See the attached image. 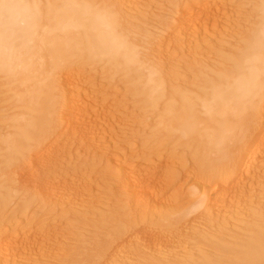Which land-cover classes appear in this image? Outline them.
<instances>
[{
	"label": "bare ground",
	"instance_id": "1",
	"mask_svg": "<svg viewBox=\"0 0 264 264\" xmlns=\"http://www.w3.org/2000/svg\"><path fill=\"white\" fill-rule=\"evenodd\" d=\"M131 1L32 0L30 45L10 55L5 42L0 80L9 95L0 110L11 114L0 127V264L28 257L42 264H264V0H168L156 22L143 10L133 14ZM14 2L0 0V15ZM86 14L103 15L115 42L101 38ZM220 23L223 34L215 30ZM254 53L260 72L237 90ZM79 75V83L112 80V88L122 76L130 90L114 88L122 98L112 100L111 111L128 135L106 139L110 112L98 109L99 96L85 99ZM141 109L155 117L141 111V119ZM165 141L175 142L166 145L175 153L156 157ZM183 177L191 185L181 184ZM104 179L120 201H106L110 213L95 209L105 214L96 220L92 198V216L79 215L81 195L87 201L104 193ZM16 197L18 207L32 206L34 220L12 215ZM236 197L253 208L244 210ZM49 205L51 213L62 206L67 226L92 230L85 238L74 227L79 234L67 240L46 229L44 218L32 232Z\"/></svg>",
	"mask_w": 264,
	"mask_h": 264
},
{
	"label": "rangeland",
	"instance_id": "2",
	"mask_svg": "<svg viewBox=\"0 0 264 264\" xmlns=\"http://www.w3.org/2000/svg\"><path fill=\"white\" fill-rule=\"evenodd\" d=\"M128 3H129V7H130V4H131V7H132V8H131V7H130V8L133 10V11H132L133 14H134V12H135V13H141V11L143 10L142 12H144V13L146 12L145 14H146V16H147L148 18L151 17L150 19H151L153 22H156V21H157V20H156L157 16L159 17L160 14H162L161 12H163V11H162L163 7H164V8L167 7V5H168V0H140V1H139V0H132L131 2H128ZM132 3H133V4H132ZM139 5H140V6H139ZM130 8H129V9H130ZM142 8H143V9H142ZM140 9H141V10H140ZM126 10H128V7H126ZM163 10H164V9H163ZM139 11H140V12H139ZM160 11H161V12H160ZM159 12H160V14H159ZM144 13H143V14H144ZM145 14H144V15H145ZM135 15H136V16H139L140 14H138V15L135 14ZM155 15H156V16H155ZM223 26H224V24H222V23H220L219 26L217 25V29H215L216 32H217V34H223V33L225 32V26H224V27H223ZM221 28H222V29H221ZM222 31H223V32H222ZM196 37H199V34H197ZM211 44H212V43H211ZM209 46L213 47V45H209ZM209 48H210V47H209ZM202 54H203V56L206 55V54H204V53H202ZM202 54H201L200 57H202ZM197 56H198V55H197ZM184 57H185V56H184ZM181 58H182V57H181ZM179 59H180V57H179ZM186 59H187V58H186ZM186 59H182V60L186 61ZM182 62H183V61H182ZM191 62H192V60L189 61V63H191ZM76 75H77V73H76ZM74 76H75V75H74ZM79 76H80V75H79ZM82 76H83V75H81L78 79L83 78ZM119 76H121V75H117V76L114 78V83L112 84V85H113V88H112L111 85L108 84V82H109V81H112V80H109L108 82H104V83L101 82V81H96V82H94L95 84L92 83V85H91V84H88V83L86 84V83H83V82L79 83V81H82L81 79H80V80H78V79L76 80V83H77V81H78V83H79L80 85H82L81 87H83V88H84L85 85H87V86H85V89H83V90H84L83 93H84L85 99H91V98H93V97H94V98H98V96L101 98V96H100V94H102L101 92H103V91L105 92V95H106V97H107L106 102H105L104 99H101V100H103V101H101L100 98H99L96 102L100 101V102L102 103L101 105L104 106V107H102L101 105H99L100 107L98 106V109L103 108V110H107V111H105V112H107V113L110 112V113H109V114H110V116H109V119H110L109 121H110V122H108V125H110V126H109V129L107 130V134H106V133H105V134L110 136V137H109V136H106V139H107L108 141H112L113 143H114L117 139H121V136L124 137L125 135H128V132H127V133H124V132H126L125 129H124V130H122V129L119 130L120 127H121V128H123V127H122V126H119L120 124H117L115 121L118 122L120 119H119L118 117H117V119H116V117H115L114 115H112V111H113L112 106H111V105L113 104V101H112V100H113V99L115 100L117 96H118L117 98H120V99H121V98H122L121 95H118V94L121 93L122 95H125V94L127 93V92H125V90L127 91V89H129V87H130V86H128V84L125 82V80H123L122 78H120L122 81L119 82V79H117ZM71 77H73V76H71ZM121 77H122V76H121ZM0 78H1V76H0ZM74 78H76V77H74ZM183 78H184L185 80H189V76H188L187 74H184V75H183ZM83 79H84V78H83ZM116 79H117V81L115 82ZM1 81H2V83H0V104H1V101H2V103H5V102H6L5 100H7L8 95H9V94L7 93V88L5 87V85H4V83H3V80H0V82H1ZM100 82L103 83L102 87H100V84H101ZM82 83H83L84 85H83ZM96 83H97V87H96ZM110 83H112V82H110ZM116 83H117V84H116ZM79 84H78V85H79ZM98 84H99V85H98ZM78 85H77V86H78ZM80 85H79V86H80ZM93 85H95V87H94ZM1 86H2V87H1ZM90 86H91V87H90ZM98 86H99V87H98ZM105 86H106V87H105ZM110 86H111V87H110ZM127 86H128V88H127ZM89 87H90V88H89ZM115 87H116V88H115ZM1 88H2V89L5 88L6 90H5V89L2 90ZM93 88H95V89L93 90ZM97 88H98V90H96ZM106 88H107V90H106ZM114 88H115V90H118V89L121 90V91L123 90V91H122L123 93L120 92L119 90H118V91H119L120 93H119L118 91L116 92V91L114 90ZM109 89H110V90H109ZM1 90H2V91H1ZM86 90H87V91H86ZM100 90H101V91H100ZM129 90H130V89H129ZM85 91H86V94H85ZM92 91H93V92H92ZM96 91H98V93H97ZM5 92H6V93H5ZM94 92H96V93L94 94ZM99 92H100V93H99ZM104 92H103V93H104ZM110 92H111V93H110ZM4 93H5V94H4ZM109 93H110V94H113V93L115 94V95H113V96H112V95H111V96L109 95L111 98L113 97L112 99L110 98L112 102H111L110 99L108 98V95H107V94H109ZM116 93H118V94H116ZM2 94H3V95H2ZM96 94H97V95H96ZM95 95H96V96H95ZM103 95H104V94H103ZM103 95H102V98L104 97ZM126 95H127V94H126ZM5 96H6V97H5ZM90 96H91V98H90ZM119 96H120V97H119ZM3 97H5V98H3ZM124 98H128V97H124ZM105 99H106V98H105ZM120 99H118V100H120ZM95 100H96V99H95ZM116 100H117V99H116ZM7 102H8V101H7ZM104 102H105L106 104H104ZM8 104H9V103H8ZM8 104H4V105L7 106ZM141 105H142V104H141ZM141 105H140V107H141ZM118 106H119L118 108H119V111H120V110H121L120 107H122V104H121V105H118ZM3 107H4L3 104H1V105H0V109L3 108ZM140 107H138V109H139ZM142 107H144V106H142ZM142 107H141V108H142ZM9 108H11V106H9ZM104 108H105V109H104ZM101 110H102V109H101ZM111 110H112V111H111ZM141 111H142V109L138 111V113H139V115H140V118H141V116H142L141 119H143V120L146 121V117H145V119H144L143 116H145L146 114L149 115V113H148V112L145 113V111H144V112L142 111L143 114L145 113V115H143L142 113H140ZM114 112H116V110H114L113 113H114ZM1 113H2V111L0 110V127L2 128V127L5 126V124H4L5 122H4V121L6 120V119H5V120L2 121V119H4L5 117H7L8 115H10L11 112L9 111L8 114L3 113L4 116L1 115ZM138 113H137V114H138ZM148 115H146V116L148 117ZM150 115H151V114H150ZM150 115H149V116H150ZM137 116H138V115H137ZM3 117H4V118H3ZM154 117H155L154 115H153V116H150V118H148L147 120L153 119ZM1 118H2V119H1ZM111 119H112V120H111ZM119 122H120V121H119ZM119 122H118V123H119ZM141 122H143V121H141ZM148 122H149V121H148ZM148 122L146 123L147 125H152V124H153V122L150 123V124H148ZM118 126H119V128H118ZM116 129H117L118 131H117ZM3 131H4V130L0 131L1 134L4 133ZM120 131H121V132H120ZM122 132H123V133H122ZM119 133H120V134H119ZM124 134H125V135H124ZM106 139H105V140H106ZM107 140H106V141H107ZM126 140H127V139H126ZM128 140H129V139H128ZM157 140H158V139H157ZM157 142H158V141H157ZM160 142H162V141L160 140L159 143H160ZM166 142H167V143H166ZM128 143H129V144L127 145V147H129V149L131 148L130 150H134V149L137 150V146H136L135 144H133V141L129 140ZM159 143H158L157 145L162 146V144H163L162 149H161V152H160V146H158L159 151H158V150L156 151V149H158V148L156 147L157 145L155 144V142L152 143V145H153L154 147H153L152 145L150 146V147H151V151H150L151 154L154 153V151L152 152V150H154V149H152V148H156V149H155V151H156V155H157L156 157H159L160 154L162 155V153H163L162 151H165V152H166V151L169 150V152H170V149H171L172 147L170 146V148H169V147H167V146H169L170 144H173V143H175V142L172 143V141H165V142H163L162 144H159ZM132 145H133V146H132ZM166 145H167V146H166ZM172 146H173V145H172ZM164 147H166L167 149L164 148ZM173 147H174V146H173ZM168 148H169V149H168ZM164 149H165V150H164ZM173 149L175 150V147L171 149V153H172V154L175 153V151H172ZM134 151H135V150H134ZM135 152H136V151H135ZM159 152H160V153H159ZM165 152L163 153L162 158H164V157L166 156V155H165ZM169 152H168V154H167V152H166V154L169 155V154H170ZM80 153H81V152H80ZM80 153L78 152L77 154H80ZM83 153H84L83 155L87 154V153H85V152H83ZM186 154H187V153H186ZM153 155H155V154H153ZM153 155H151V157H152ZM177 155H179V154H177ZM85 156H86V155H85ZM169 156H171V155H169ZM172 156H173V155H172ZM153 157L156 158L155 156H153ZM160 157H161V156H160ZM174 157H175V156H174ZM188 158H189V157H188ZM188 158H187V160H188ZM75 171H76V170H75ZM77 172L79 173V172H81V171H80V170H79V171L77 170ZM93 175H94V174H92V176H93ZM81 176H82V175L80 174V177H81ZM92 176H90L91 179H89L90 177L88 178L89 184L91 183V180L94 178L95 175H94L93 177H92ZM59 177H60L59 179H60V181H61V180H62L61 178H63V176H59ZM75 177H76V176H75ZM181 179L184 180L183 182L180 181V182H182L181 184L185 183L186 180H187V182L185 183V184H187V187H188L189 185H191V184H189L190 181H189L188 178L186 179V177H183V178H181ZM102 181H103V180H102ZM102 181H101V183H102ZM105 181H106V180L104 179V181H103L102 184H105V183H106ZM188 181H189V183H188ZM13 183H15V184H13V185H16V183H18V182H13ZM91 184H93V186H94V183H93V182H92ZM102 184H101V185H102ZM188 184H189V185H188ZM105 185H106V187H107V186H108V187H107V188H106V187L104 188V186L102 185V189H100L98 185H96V186H98V188H99L100 190H102L103 192H104V191H105V192H106V191H109V192H108L109 194H108L107 192H106L107 194L104 192L105 195L102 196V194H104V193H102V194H101V193H98V192L96 193V191H95L94 194L92 195L93 197H90V198L88 197L89 199L87 198L89 201H88V200L86 201V198H85V200H84V199H83L84 197L82 198V195H81V198H80L81 201H79V202H80V203H81V202L83 203V204L81 203V204H82L81 207H82V209H83L82 211L85 210V212H82V213L79 212V215H83V216L85 215V216H86L87 214H89V217L92 216V212H93V211L90 213L91 210H89V209H90V207H89V204H90V203H89V202H90V200H91L92 198H93L92 200L95 201L94 203L97 204V206L95 205V207L98 208V209H97V208H93L92 210H95V209H96V210H99V209H101V211L104 210L103 212H105V211H107V209H103V208H104V207L106 208V205H107V204H106V201H109L108 204H113V203H114L113 201L115 200V197H116V195H117V194H115V187L112 186V185H111V186H112V187H111V186L108 185V184H105ZM96 186H95V187H96ZM109 187H110V190H108ZM113 187H114V188H113ZM96 188H97V187H96ZM98 188H97V191H98ZM103 188H104V189H103ZM173 188H175V187H173ZM11 189H12V188H9L8 190H6L7 193H8L9 190H10L9 193H10L11 191L15 190L14 188H13V190H11ZM16 189H18V188H16ZM105 189H106V190H105ZM173 190H174V189H173ZM6 191H4V192H6ZM102 191H101V192H102ZM110 191H112L113 193H111ZM171 192H172V191H171ZM171 192L169 191L168 193L171 194ZM168 193H167V194H168ZM98 194H99V195H98ZM167 194H166V196H169V195H167ZM231 194H232V193H231ZM111 195H112V196H111ZM234 195H235V194H234ZM262 195H263V194H261V195L259 194V195L257 196L258 199L261 200L262 197L264 196V195H263V196H262ZM89 196H90V195H89ZM105 196H106V198H105ZM114 196H115V197H114ZM99 197H101V198H99ZM95 198H96V199H95ZM103 198H104V199H103ZM236 198H237V197H236ZM17 199H18V200H17ZM27 199L30 201L31 197H28ZM33 199H34V198H33ZM116 199H117V200H115V201H117V202L120 201L119 198H116ZM197 199H198V197H197ZM233 199H234V198H233ZM118 200H119V201H118ZM234 200H235V202H234L235 205H236L237 203H240V202H238V201H241V204L244 203V201H243V200H239V198H237L238 201H237L236 199H234ZM12 201H13L12 204L14 203V204H13V207H12V208H13L12 215H14V216L17 215V216L21 217L22 214L25 212V213L23 214L24 217L22 216L21 218L17 219V220H19V222H20V221H22V223H25L26 221L29 222L30 220H34V218L37 217V215H35V214L32 216L33 212H32V209H31V208H32L31 205H26V207H25V205H23V204L21 203V204H20L21 207H18V206H19V202H20V200H19L18 197H16V198L13 199ZM18 201H19V202H18ZM96 201H98V203H97ZM110 201H111V202H110ZM236 201H237V203H236ZM257 201H258V200H257ZM31 202H32V200H31ZM79 202H78V203H79ZM85 202H86V203H85ZM104 202H105V204H103ZM242 202H243V203H242ZM78 203H77L76 208L79 209V208H80V204H78ZM88 203H89V204H88ZM259 203L261 204V202H259V201H258V204H257V202H256V205L259 206V205H260ZM67 204H69V203H67ZM67 204H66V205L64 204L65 206L63 205V210H65L66 208H68V207H67V206H68ZM85 204H86V206H84ZM179 204H181V203H179ZM182 204H183V202H182ZM241 204H239V205H240V207H241V206L244 207V208H243L244 210H247V211H248V210H250L251 208H253V207L251 206L250 203H249V206L247 205V203H246V204L244 203L243 205H241ZM263 204H264V203H262L261 206H263ZM0 205H2V204H0ZM78 205H79V206H78ZM104 205H105V206H104ZM114 205H115V203H114ZM15 206H16V207H15ZM28 206H29V207H28ZM49 206H50V207L47 206L48 209L45 208V212H43V214H42L41 216H39L38 218H36L37 220L39 219L38 221L35 220V221H36V222H35L36 224H34L33 227L30 226V227L32 228V229L30 228V230H31L32 232H34L35 230L38 231L39 227H41L44 223H46V222H45L46 220H45L44 218H46V219L48 218L47 220H48V221H49V220L51 221V223H48V221H47V224H48V225H47V224H44V225H46L45 228L47 227L46 229L49 228V230L53 232V235H54V234H55V235H56V234L58 235L59 232H60V235H62V238H65V239H67V240H68V239L71 240L73 237L76 236V233H78V232H80V231H81V234H82V233H85L84 235H85V238H86V237H87V235H86L87 233H86V232H87L88 230H90V231L92 230V229H91L92 226L90 227L89 225H86L85 228H86L87 231L84 230V227H83V228H80V227H82V226H80V227L78 226V228H80V230H79L78 232L74 231V230L76 229V225H78V224L72 226L71 223H70V225L67 226V224H68L69 222H67V224H66V223L63 222L62 219H61V217H62V213L66 212L67 210L70 211V209H66V211L62 212V211H61V210H62V209H61L62 206H61L60 209H59V208H56V210H54V212H53V210H52V213H51L49 210H50L51 207H53V206H52V205H49ZM178 206H179V205H178ZM236 206H237V205H236ZM245 206H246V207H245ZM14 207H15V208H14ZM69 207H70V204H69ZM102 207H103V208H102ZM179 207H181V205H180ZM80 209H81V208H80ZM17 210H18V213H17ZM21 210H22V211H21ZM88 210H89V211H88ZM96 210H95V211H96ZM14 211H15V212H14ZM46 211H47V214H51V216L49 215L50 217L46 214ZM78 211H81V210H78ZM86 211H87V212H86ZM99 211H100V210H99ZM99 211H96V213H95V218H96V220H99L101 215L103 216V215L106 214V212H105V214H104L103 212H99ZM19 212H20V213H19ZM21 212H22V213H21ZM59 212H60V213H59ZM61 212H62V213H61ZM98 212H99V213H98ZM108 212H109V211H107V213H108ZM16 213H17V214H16ZM54 213H55V214H54ZM100 213H101V214H100ZM109 213H110V212H109ZM247 213H248V212H247ZM19 214H20V215H19ZM45 214H46L48 217H47ZM98 214H99L100 216H99ZM52 215H53V216H52ZM59 215H60V216H59ZM93 215H94V213H93ZM97 215L99 216V218H97V217H98ZM245 215H246V214H245ZM247 215H249V214H247ZM34 216H35V217H34ZM57 216H59V220H58V217H57ZM87 216H88V215H87ZM102 216H101V217H102ZM26 217H27V218H26ZM31 217H32V218H31ZM52 217H54V218H52ZM41 218H42V219H41ZM26 219H28V220H26ZM42 220H43V221H42ZM54 220H55V221H54ZM60 220H61V221H60ZM24 221H25V222H24ZM39 221H40L41 223H40ZM50 221H49V222H50ZM59 221H60V223H59ZM96 222H97V221H96ZM20 223H21V222H20ZM64 223L66 224V226H64V225H65ZM160 223H162V222H158V224H160ZM25 224H26V223H25ZM37 224H38V225H37ZM61 224H63V226H64L65 228H64ZM72 224H73V223H72ZM74 224H75V223H74ZM35 225H36V227H35ZM39 225H41V226H39ZM37 226H38V227H37ZM61 226H62V227H61ZM69 226H71V227L69 228ZM88 226H89V229H88ZM18 227H19V225H18ZM18 227H17V225H16L15 228L17 229ZM74 227H75V228H74ZM157 227H158V226H157ZM159 227L162 228V226H159ZM159 227H158V228H159ZM13 228H14V227H13ZM15 228H14V230H16ZM34 228H35V229H34ZM37 228H38V229H37ZM73 228H74V230H73ZM78 228H77L76 230H78ZM160 228H159V229H160ZM59 229H60V230H59ZM63 229H64V230H63ZM159 229H158V230H159ZM49 230H48V231H49ZM161 230L163 231V228L160 229V232H161ZM31 231H30V232H31ZM84 231H85V232H84ZM32 232H31V233H32ZM39 232H41V231L39 230ZM61 232H63V233H61ZM74 232H76V233H74ZM90 233H91V232H90ZM161 233H162V232H161ZM163 233L165 234V231H163ZM163 233H162V234H163ZM29 234H30V233H28V235H29ZM40 234H41V233H40ZM78 234H79V233H78ZM78 234H77V235H78ZM65 235H66V237H65ZM71 235H73V236H71ZM74 235H75V236H74ZM32 236H33V233H32ZM69 236L72 237V238H70ZM78 236H79V235H78ZM78 236H77V238H78ZM81 236H82V235H81ZM88 236H89V234H88ZM33 237H34V236H33ZM68 237H69V238H68ZM75 238H76V237H75ZM42 239H43V238H42ZM39 241H40V242H38V243L41 244L42 241H41V240H39ZM42 253H43V252L41 251V254H42ZM39 254H40V253H39ZM28 258L30 259V260H29V259H26L28 264H30V263H31V264H35V263H36V264H42V260L40 259V257H38L40 260H39V259L35 260V258L32 259L33 257H32V258H31V257H28ZM36 258H37V257H36ZM34 260H35V262H34ZM13 261H15V259H13ZM19 262H20V261H17V264H21V263H19ZM40 262H41V263H40ZM11 263L13 264L12 261H11ZM27 263H24V264H27ZM15 264H16V262H15ZM22 264H23V262H22ZM48 264H50V263H48Z\"/></svg>",
	"mask_w": 264,
	"mask_h": 264
},
{
	"label": "clouds",
	"instance_id": "3",
	"mask_svg": "<svg viewBox=\"0 0 264 264\" xmlns=\"http://www.w3.org/2000/svg\"><path fill=\"white\" fill-rule=\"evenodd\" d=\"M89 16V23L94 30L104 39L115 37L109 35V28L103 15L86 14ZM37 23V11L32 0H15L10 10L0 15V54L3 53L5 42L10 55L28 48L31 38L35 32ZM260 72V57L254 53L245 61L242 74L234 82L237 90L247 88Z\"/></svg>",
	"mask_w": 264,
	"mask_h": 264
}]
</instances>
